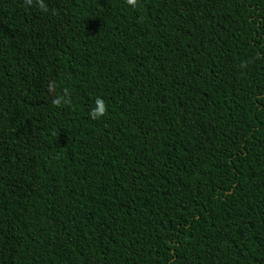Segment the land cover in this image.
Returning a JSON list of instances; mask_svg holds the SVG:
<instances>
[{
	"label": "trees",
	"instance_id": "trees-1",
	"mask_svg": "<svg viewBox=\"0 0 264 264\" xmlns=\"http://www.w3.org/2000/svg\"><path fill=\"white\" fill-rule=\"evenodd\" d=\"M0 264H264V0H0Z\"/></svg>",
	"mask_w": 264,
	"mask_h": 264
},
{
	"label": "clouds",
	"instance_id": "clouds-1",
	"mask_svg": "<svg viewBox=\"0 0 264 264\" xmlns=\"http://www.w3.org/2000/svg\"><path fill=\"white\" fill-rule=\"evenodd\" d=\"M129 3H132L133 0H128ZM54 103H58V101H54ZM102 105L100 101H97V107L93 110V115H100L102 114Z\"/></svg>",
	"mask_w": 264,
	"mask_h": 264
}]
</instances>
